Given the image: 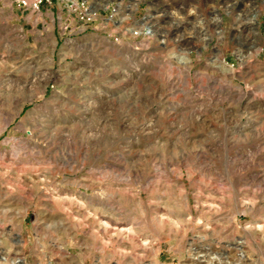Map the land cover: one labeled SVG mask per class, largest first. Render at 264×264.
I'll use <instances>...</instances> for the list:
<instances>
[{
	"label": "rangeland",
	"instance_id": "1",
	"mask_svg": "<svg viewBox=\"0 0 264 264\" xmlns=\"http://www.w3.org/2000/svg\"><path fill=\"white\" fill-rule=\"evenodd\" d=\"M34 1L0 0V264H264V0Z\"/></svg>",
	"mask_w": 264,
	"mask_h": 264
},
{
	"label": "bare ground",
	"instance_id": "2",
	"mask_svg": "<svg viewBox=\"0 0 264 264\" xmlns=\"http://www.w3.org/2000/svg\"><path fill=\"white\" fill-rule=\"evenodd\" d=\"M169 13H171V16H178L179 14V12H177L176 10L175 11H168ZM169 13H167V14H169ZM178 14V15H177ZM183 25V24H182ZM152 26V25H151ZM66 132V131H65ZM93 132V131H92ZM77 201V200H76ZM76 208V207H75ZM121 222V221H120ZM120 222H117L116 221V223L114 224V225H112V226H114L113 227V232H114V234H113V236H115L119 241H120V243L122 244V245H127V246H133V241H139V236H137V234H136V231H135V229L134 228H132V227H128V226H126V224H124V223H120ZM107 227H108V225H107ZM112 232V231H111ZM140 243V242H139ZM194 248V247H193ZM201 249H202V246H201ZM193 251V250H192ZM192 253V252H191ZM123 255V257H125L126 256V253L125 252H123L122 253ZM211 251H209L208 249L207 250H197L195 253H194V255H193V257H192V262H190L189 264H211V263H213L212 261H213V259L211 258ZM216 254V253H215ZM243 255V254H242ZM7 256V255H6ZM6 256H3V258H5V259H7V257ZM221 256V255H220ZM219 256V257H220ZM224 257V256H223ZM190 259V258H189ZM215 261V260H214ZM220 261H222L221 259H220ZM225 261V260H224ZM224 261L222 262L223 264H224ZM14 264H22V262H24L22 259H20V258H18V257H16V258H14L13 259V261H12ZM226 263H228V264H230L228 261H226ZM219 264H221L220 262H219ZM234 264H243V263H241V262H238V263H234Z\"/></svg>",
	"mask_w": 264,
	"mask_h": 264
},
{
	"label": "built area",
	"instance_id": "3",
	"mask_svg": "<svg viewBox=\"0 0 264 264\" xmlns=\"http://www.w3.org/2000/svg\"><path fill=\"white\" fill-rule=\"evenodd\" d=\"M3 1H7V0H3ZM13 1L19 3L20 5L21 4L28 5L31 2V0H13ZM40 1L41 0H35L34 2H35V4H37Z\"/></svg>",
	"mask_w": 264,
	"mask_h": 264
}]
</instances>
